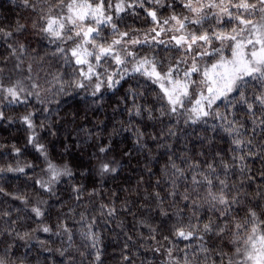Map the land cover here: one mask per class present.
Masks as SVG:
<instances>
[{"label":"trees","instance_id":"16d2710c","mask_svg":"<svg viewBox=\"0 0 264 264\" xmlns=\"http://www.w3.org/2000/svg\"><path fill=\"white\" fill-rule=\"evenodd\" d=\"M56 2L47 0L45 4L40 0L38 7L46 12ZM173 11L191 15L177 0L173 8L158 9V16L167 17ZM137 12L138 17L126 15L119 27L121 31L138 29L135 35L143 38L153 25L144 11L137 9ZM53 14H56L55 10ZM38 19V13L24 8L22 0H0V27L12 30L17 22L26 25L23 33L15 34L7 42L0 41V82L8 87L17 85L18 88L21 84L27 88V84V92L40 93L39 99L32 96L26 103L12 105H7L0 97V110L13 121H0V167L25 168L24 173L0 174V188H3V193H0V256L10 264H94V250L89 246L90 241L82 235L89 231V225L91 232L99 236L102 264H166L168 257L163 250L155 252L152 249L159 247L158 241L165 248L170 246L163 237H172V226L177 223L173 213L179 210L187 223V217L193 212L191 203L186 207L181 195L175 198L168 196L172 190L168 180L171 162L185 169L188 163L199 162L200 169L197 171H206L208 163H215L220 178L224 179L219 167L223 158L233 165L227 174L228 183L239 188L243 182L242 190L248 193L243 197L246 205L254 206L252 198L257 192L264 195V152H261L264 149V133L251 132L252 125L243 110H235V119H244L247 129L244 138L251 139L252 145L242 146L240 152L234 153L231 151L234 147L231 137L221 131L223 121L208 117L196 123H185L186 115L160 117L162 107L168 110L167 100L162 99L164 94L158 84L139 74L126 77L114 90L102 89V96L97 94L93 97L91 88L73 89L67 84V94L60 93L55 78L59 77L61 82L74 80V68L66 65L60 55H53L56 45L32 28L33 21ZM214 25L215 21L210 20L205 27L211 29ZM172 34L162 33L158 39L167 41ZM106 35L110 38L109 33ZM8 44L16 48L15 54ZM20 44L25 46L23 53L19 50ZM136 50L141 55L155 56L164 70L182 55L181 51L167 44L138 47ZM29 65L31 72L28 71ZM115 67L111 64L109 71ZM186 67L188 65H181V69ZM33 83L38 84L39 89H33ZM135 106L141 108L142 115L139 117L129 115ZM145 109H151L155 118L148 119ZM220 110L225 111L223 105ZM28 112L35 113L40 142L47 146L49 157L58 165H68L74 173L72 178L61 176L54 185L53 193L44 191L37 184L38 180H47L49 173L44 171V159L27 143L30 133L20 122V117ZM41 123L46 125L44 129L40 128ZM137 130L144 134L140 144L137 143ZM52 132L56 135H51ZM13 146L21 149L19 156L14 153ZM101 147L109 150L101 153ZM249 151L259 154L246 157L244 163L248 170L242 174L241 162L232 157ZM101 163H110L117 171L101 174ZM28 164L33 167H26ZM186 175L187 181H178L180 194L185 189L192 191L191 176L189 173ZM157 181H160L159 185ZM76 188L80 191H75ZM155 192L163 197L161 208L157 207L158 201L151 195ZM16 196L26 198L27 205L15 199ZM191 198L203 204L197 212L202 222H207L209 218L220 222L203 203L207 199L204 186L199 187ZM40 201L46 203L40 204ZM37 205L45 210L42 218L35 217L30 211ZM101 205L114 206L116 214L108 216ZM162 210L169 215L162 216ZM141 220L156 227L155 240L150 238L153 234L148 227L140 224ZM61 223L72 230L71 247L66 233L56 234L61 232ZM42 226L51 227L52 232L33 231ZM25 232L30 236L24 240L15 235ZM186 243L180 241L178 247L183 249ZM213 243L221 246L218 240ZM9 245H13L11 255L3 252ZM222 247L231 253L232 248L227 243ZM62 251L64 255L60 254ZM124 255L129 256L130 261H124Z\"/></svg>","mask_w":264,"mask_h":264},{"label":"snow or ice","instance_id":"6c2138e0","mask_svg":"<svg viewBox=\"0 0 264 264\" xmlns=\"http://www.w3.org/2000/svg\"><path fill=\"white\" fill-rule=\"evenodd\" d=\"M39 2L40 0H22L24 8L39 15V19L33 21L32 28L56 45L53 55H60L66 65L74 68V80L61 82L59 77L55 78L60 93H65L67 84L73 89L91 88L90 94L93 97L97 94L102 96V89L114 90L126 77L139 74L158 84L164 94L162 99L167 100L168 110L165 111L162 107L159 110L160 117L186 115L185 123H196L208 117L223 121L221 131L231 137V144L234 146L231 151L234 153L240 152L242 146L252 145L251 139L244 138L247 131L244 119H235L236 109L245 112L252 125L253 134L257 131L264 133V0H178L191 15L173 11L167 17L158 16V9L173 8L177 0H57L46 12L38 7ZM43 3L47 4V0H43ZM137 9L144 11L153 25L143 34V38L135 35L139 32L138 29L121 31L119 27L126 15L138 17ZM53 10L56 14H53ZM210 20L215 21L211 29L205 27ZM226 25L231 27H225ZM25 30L26 25L19 22L12 30L0 27V41L7 42L15 34H21ZM106 33L110 34V38ZM151 33L155 35H150ZM162 33L173 34L165 41L158 39ZM154 44H167L181 51L182 55L175 64H170L164 70L155 56L141 55L136 50L145 46L151 48ZM8 47L13 54L16 53V48L11 44ZM19 50L23 53L25 46L20 44ZM111 64L116 67L109 71ZM182 64L188 67L181 69ZM31 70L29 65L28 71ZM194 76L199 78L194 79ZM32 88L39 89V85L33 83ZM25 91L17 85L5 87L0 83V93L5 94L2 99L7 105L26 103L32 96L40 98L39 91H28L22 96L21 93ZM221 105L225 111L220 110ZM145 111L148 112V119L155 118L151 109ZM34 115L35 113L28 112L20 117V122L30 133L27 143L44 159V171L49 173L48 181L38 180L37 184L44 191L53 193L54 185L61 176L72 178L74 173L68 165H58L49 157L47 146L40 142ZM129 115L141 116L140 106H135L129 111ZM5 119L13 122L11 117H6L5 112L0 110V121ZM45 127L41 123L40 128ZM50 134L56 135L55 132ZM143 135L137 130L138 144ZM13 150L17 156L21 154L20 148L13 146ZM108 150L107 147H101L99 151L105 153ZM258 154L249 151L242 155H233L232 159L241 162L240 171L243 174L248 170L244 163L246 157ZM26 167L32 168L33 165L28 164ZM170 167L168 180L172 190L168 192V196L175 198L181 195L186 207L191 203L193 212L187 217V223L179 210L173 213L177 217V223L172 226V237H163L170 246L165 248L158 241L159 247L152 250H163L168 257L166 264H264V195L257 192L252 198L254 206L246 205L243 197L248 196V193L242 190L243 182L239 188L228 183L227 174L233 165L223 158L220 159L219 167L224 173V179L220 178L215 163H208L206 171H197L200 169L199 162L188 163L187 169L174 162H171ZM116 171L117 168L110 163L100 165L101 174ZM5 172L24 173L25 168L0 167V174ZM186 173L191 176L192 191L185 189L180 194L178 181H187ZM159 183L157 181L158 185ZM201 186L207 189V199L203 203L208 206V211L218 217L219 223L212 218L202 222L197 215L203 204L191 197ZM214 188L216 191H213ZM74 190L80 191L79 188ZM0 193H3V188H0ZM151 195L158 201L157 207L161 208L163 197L160 193ZM14 198L27 205L26 198ZM44 203L46 201H40V204ZM101 208L107 210L108 216H114L117 212L111 205H101ZM30 211L37 218L45 216V210L39 205L31 207ZM161 215L168 216L169 213L162 210ZM140 224L148 227L153 234L150 238L155 240L156 227L143 220ZM59 227L61 232L56 234L66 233L71 247L72 230L64 223ZM37 230L52 232L49 226L33 229ZM15 235L24 240L29 238L30 233ZM82 235L90 241L89 246L94 250V264H102L98 234L92 233L89 225V231ZM216 240L221 246L213 243ZM180 241L188 242L183 249L178 247ZM225 243L231 246V253L223 250L222 245ZM12 247L13 245H9L3 252L11 255ZM127 247L126 244L125 248ZM64 251L60 254L64 255ZM81 256H85V253H81ZM123 260L130 261V257L124 255ZM0 264L10 262L0 256Z\"/></svg>","mask_w":264,"mask_h":264},{"label":"rangeland","instance_id":"374dc122","mask_svg":"<svg viewBox=\"0 0 264 264\" xmlns=\"http://www.w3.org/2000/svg\"><path fill=\"white\" fill-rule=\"evenodd\" d=\"M0 83H2V82H0ZM3 84V83H2ZM5 87H8V85H6V84H3ZM10 86H12V85H10ZM20 87H23L26 91H25V93H21V95L22 96H24L26 93H27V88H28V85L26 84V86H27V88L26 87H24L25 85H19ZM3 95H5L4 93H0V97H3ZM2 101H4V100H2ZM6 102V101H5ZM49 180V176L47 177V180H45V181H48Z\"/></svg>","mask_w":264,"mask_h":264}]
</instances>
